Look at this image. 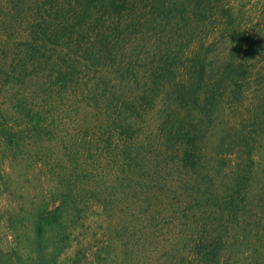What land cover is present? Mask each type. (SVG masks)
<instances>
[{"label":"trees","instance_id":"1","mask_svg":"<svg viewBox=\"0 0 264 264\" xmlns=\"http://www.w3.org/2000/svg\"><path fill=\"white\" fill-rule=\"evenodd\" d=\"M261 141L264 0H0V155L57 202L0 264H66L92 200L101 264H264Z\"/></svg>","mask_w":264,"mask_h":264},{"label":"rangeland","instance_id":"2","mask_svg":"<svg viewBox=\"0 0 264 264\" xmlns=\"http://www.w3.org/2000/svg\"><path fill=\"white\" fill-rule=\"evenodd\" d=\"M238 119L237 112L225 115L226 122L231 124H236ZM222 130L221 127L219 130L215 129L213 139L218 137ZM252 159V180L248 186L250 199L255 198L264 189V141L254 148ZM51 186L38 162L26 158H12L7 154L0 155V249L2 251L12 247L10 223L12 219L23 216L26 219V222H23V233L29 234L33 214L39 209L52 210L57 205V202L49 200ZM84 213V218L73 233L70 247L61 257L66 264H72V261H75V264H101L103 254L108 252L110 256L112 244L115 246L114 241L108 242L106 229L109 220L100 202L92 200L87 209H84ZM18 222L13 224H19Z\"/></svg>","mask_w":264,"mask_h":264}]
</instances>
